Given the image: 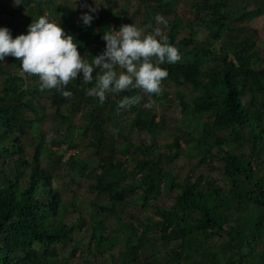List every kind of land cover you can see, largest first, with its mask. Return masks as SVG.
Segmentation results:
<instances>
[{
    "label": "trees",
    "instance_id": "1",
    "mask_svg": "<svg viewBox=\"0 0 264 264\" xmlns=\"http://www.w3.org/2000/svg\"><path fill=\"white\" fill-rule=\"evenodd\" d=\"M140 1L145 12L142 24L150 26L145 30L150 34L159 26L156 15L169 13V2ZM19 3L11 8L10 14H15L17 8L26 3L28 10L22 26L12 30L8 20L0 22V27H7L13 38L27 34L33 19L45 14L41 0H19ZM228 8L227 0H201L191 5L193 26H203L207 31L203 42L194 38L200 29L175 41L179 17L174 14L166 27L170 29L166 35L178 48L181 59L174 64L161 65L169 73L163 84L175 88L191 85L198 90L191 95L190 102L184 101L179 93L176 95L181 111L192 108L191 112H203L212 118L211 127L202 129L201 139H191L194 146L187 158L190 159L193 152L201 154L196 168L205 164L208 170L212 159L206 157L213 156L211 147L217 144L220 147L217 160L223 164L220 179L206 178L198 172L195 175L190 173L181 183L171 169L164 168L161 161L151 159L152 151L150 158L135 161L136 174L141 175L136 186H122L126 161L114 162L113 154L99 160L95 167L91 166L93 183L90 190L107 197V204H102L100 209L109 214L96 216V225L87 231L86 248L93 254L105 255L106 261L113 260L108 261L109 264H264V172L260 173L264 169V109H261L264 108V79L261 101L254 96L247 102L242 97L246 92L247 77L255 79L264 75V69L249 63L254 49L251 40H232L231 34L237 30L231 23ZM51 10L60 19L66 33L74 36L79 52L89 57L106 50L103 36L110 31V21L115 25L112 30H119L123 25L114 7L107 5L106 15L101 16L90 12L89 0L80 3L71 21L64 12L61 13L60 7L52 6ZM84 13L93 16L90 26L81 19ZM214 43L220 46L218 60L208 66L206 54L211 52ZM223 46L233 47V59L228 57ZM203 47L208 49L204 51ZM9 62L2 65L0 61V74L4 76L0 91V264H94L96 260L85 257L83 252L77 255L75 233L80 229L76 223H65L61 191L53 188L54 177L48 165H41V148L47 142L45 137L41 135L31 161L24 156L23 134H27L34 122L24 112L35 107L41 109L35 104L48 93L56 104L54 114L67 121L62 135L50 137L49 143H62L72 148L76 134L89 135L95 152L107 148L126 154L125 147H116L113 131L102 128L104 108L120 116L131 112L133 126L138 132L154 133L159 128L156 115L144 105L154 100L157 94L129 88L123 92L125 96L140 95L142 99L130 109L118 111L121 99L115 102L105 100L101 104L97 97L86 94V89L95 86L96 79L83 85L77 79L70 82L65 90L71 91L72 96L65 98L55 89L40 91L38 76H32L34 86H29L28 76L13 70L10 64L7 65ZM202 75L208 78L205 83L199 81ZM161 97L166 96L161 94ZM70 99L75 100L69 108L70 113L79 109L80 103H88L89 118L83 126L78 127L68 117L60 115ZM172 146L175 151L169 160L180 156L182 150L178 142ZM68 160L70 165L74 163L72 157ZM159 183L165 185L168 193L175 188L180 190L171 199L172 205H167L166 201L154 205L157 219L150 218L145 227L127 223L118 207L145 208L149 199L147 192L159 191ZM103 218L117 223L118 228L110 230L112 234L102 230ZM149 226L152 236L147 234ZM149 240L150 246L161 242L158 249L163 247L164 250H159L160 260L155 252H150V260L139 258L138 251ZM171 243L176 246L166 249L165 245ZM120 245L123 248L116 250ZM116 251L119 261H115Z\"/></svg>",
    "mask_w": 264,
    "mask_h": 264
},
{
    "label": "rangeland",
    "instance_id": "2",
    "mask_svg": "<svg viewBox=\"0 0 264 264\" xmlns=\"http://www.w3.org/2000/svg\"><path fill=\"white\" fill-rule=\"evenodd\" d=\"M83 0H41L44 12L48 13L49 19L60 23V19L55 16L52 12L51 7L56 6L62 9L67 17L72 20L74 12L80 6V3ZM201 0H161L162 4L169 2V13H161L159 15L163 16L167 21V24H160L162 32L166 35L170 29H166L168 24L172 21V18L175 15L179 17V30L175 36V41L192 35L196 30L200 29L196 33L194 38H198L200 41H204L207 31L203 26H193L194 25V15L191 10V5L193 3L200 2ZM24 3L23 6L18 7L16 13L11 15V8L14 7V0H0V22L8 20L11 24V29L16 30V28L21 27L26 14L28 7ZM90 8H97L96 13L101 16L106 15V6L109 5L114 7L119 13V18L121 23L124 24H135L139 28H144L146 30L147 26L143 25L142 22L145 19V12L143 4L140 0H89ZM227 5L229 6L228 11L231 12V23L234 25V28L237 32H232V40H239L241 38H247L253 42V51L249 59V63L252 65L257 64V67L264 69V0H227ZM129 20V22H127ZM69 21V22H70ZM110 23V30L115 26L112 21ZM157 23V22H156ZM193 26V28H192ZM146 34V31H145ZM106 45V41L104 40ZM224 51L228 52V57L233 59V47L230 49L227 46H223ZM204 51L208 48L203 47ZM220 46L218 43H214L209 51L210 53H205L208 61V66L212 65L213 62L218 60V54ZM81 56L91 63L92 59L96 56L89 57L85 53H80ZM100 55V54H98ZM10 61V62H9ZM2 65H11L12 69L17 71L19 74L21 72V64L15 57L10 56L1 61ZM12 70V71H13ZM119 72L120 69H117ZM99 72V69L94 70L93 79L96 78V74ZM208 72V70L206 71ZM260 73V72H259ZM263 74V73H262ZM28 85L34 86V79L32 76H28ZM264 75H258L255 79L247 77L245 90L246 92L242 95L244 101L250 102L251 99L255 96L258 101H261L262 94L261 89L263 86ZM77 80L83 85V72L78 74ZM208 80L207 77L201 76L199 81L205 83ZM4 76L0 74V91L3 88ZM162 89L165 92H162V95L166 97H161V94L157 95L154 100L149 102L153 103L151 108L152 112L156 115L155 121L159 124V128L156 129L154 133H141L138 132L133 126L134 117L131 112H126L124 115H118L114 112L109 111L105 107L103 114V125L102 128L107 131L112 130L114 139H116L117 148L125 147L126 154L114 150L109 151L107 148L100 149L97 152L94 151L92 147L93 139L88 136H79L75 135V138L71 145H75L72 148L66 147L64 144L59 143L57 145H52L48 142L49 138H59L65 127L67 126V121H64L59 116L55 115L56 104L52 101L49 94H43L40 98L41 102H36L41 107V109L36 108L33 110H26L24 114L31 119H34V122L31 125V129L28 130L27 134H23V142L25 143V157L27 160L31 161L35 146L40 142L41 135L45 137V144L41 148L40 162L43 167L48 165L49 170L52 172L54 177L53 188L55 190L61 191L62 194V206L65 209V223L66 224H77L78 230L75 233L77 245V255L83 252L84 256L89 259H94L96 262L94 264H109L108 261L113 262V260L108 259L105 255H98L89 252L86 248V242L88 240L87 231L90 232V227L96 225V216L100 213L103 215H108L109 212L106 210H101L100 206L102 204H107L108 199L103 194H98L90 190V185L93 183V176L91 174L90 167H95L96 164H99V160L102 158H108L110 154L114 155L113 161L123 162L126 161L125 173L122 178V186L124 185H133L136 186L139 184V177L141 175L136 174L134 169L136 160H145L150 158V152L152 151L151 159L153 161H161L164 168L171 169L172 173L176 176L181 183L184 182L186 177L193 173V175L198 172L203 173L206 178L209 176L215 180L220 179L222 162L218 161L216 154L220 151V147L216 144L213 145V141H210L213 145L211 147L212 157H206L207 159H212V165L210 170L206 168V165H199L196 168L198 161L201 159V154L193 152L192 157L189 159L187 155L192 152V147L194 146L191 142V139H201L200 133L202 129L210 128L212 118L203 112H191V109H186L181 111L179 105V100L176 97L179 93L180 97L186 101L190 102L191 95L196 94L198 91L195 87L181 86L178 88L173 87L171 84H163ZM127 91V90H125ZM124 91L119 94L107 93L106 101L120 100L125 95ZM46 95V96H45ZM52 95V93H50ZM123 95V96H122ZM153 95V94H152ZM153 99V98H152ZM75 100L70 99L62 107L60 111L61 116H66L70 122L78 127L83 126L84 123H87L88 116V103L83 102L79 104V109L75 112H69L71 109L72 103ZM147 102V103H149ZM261 109H264L263 107ZM59 114V113H58ZM56 116V117H55ZM36 119H38L36 121ZM111 120V121H108ZM55 126V128L52 127ZM114 128L118 129V134H114ZM213 134V135H212ZM212 136H215L212 133ZM175 142L180 143L182 148L180 156L175 159L169 160L174 154V147L172 146ZM72 157L73 164L70 165L68 158ZM150 168V166H146ZM264 172V169L261 170V174ZM140 174V173H139ZM150 174V170H149ZM144 175V174H143ZM222 184V183H219ZM159 191L150 190L148 194V204L145 208L140 206H119L118 210L121 213L122 218L127 223L133 225H142L145 227L147 220L157 219L155 215L154 205L162 204L164 201L167 205H172L171 199L179 194V189L167 192L165 185L159 183L157 185ZM121 188V186H120ZM102 230L105 232L113 233L115 228H118L117 223L113 222L111 219L103 218L102 220ZM148 236H152L150 231V226L148 227ZM113 230V231H110ZM161 242L154 243L150 246V240L145 242L142 245L141 249L138 251L139 258L144 261L145 259L150 260V252L156 253L158 260L161 259L159 250H164L161 247ZM173 246H176V243H171L170 245H165L166 249ZM122 245L116 250L122 249ZM118 251L114 253L116 257L115 261H119ZM146 253L145 256L143 254ZM131 257V256H130ZM106 258V259H105ZM157 260V261H158Z\"/></svg>",
    "mask_w": 264,
    "mask_h": 264
},
{
    "label": "clouds",
    "instance_id": "3",
    "mask_svg": "<svg viewBox=\"0 0 264 264\" xmlns=\"http://www.w3.org/2000/svg\"><path fill=\"white\" fill-rule=\"evenodd\" d=\"M19 5V0H14V6ZM96 11L97 8H90V12ZM81 19L90 26L93 16L84 13ZM155 20L157 25L167 24L159 14ZM103 39L106 50L89 63L81 56L74 36L67 34L60 23L50 20L45 13L33 19L27 34L15 38L7 27H0V61L6 56L15 57L21 64L20 75L38 76L40 91L55 89L65 98L72 96L65 88L79 73L83 72L84 84H89L94 70L99 69L95 86L86 89V94L97 97L103 104L107 93H120L129 88L161 94L162 82L169 75L161 65L174 64L181 59L178 48L169 42L159 26L145 34L144 28L124 24L119 30L105 32ZM141 99L140 95L125 96L118 102L117 110L130 109ZM144 107L151 109L153 103ZM118 131L114 130V134Z\"/></svg>",
    "mask_w": 264,
    "mask_h": 264
}]
</instances>
